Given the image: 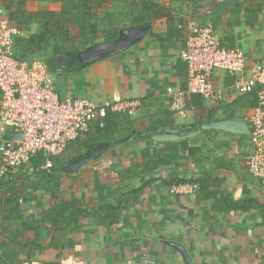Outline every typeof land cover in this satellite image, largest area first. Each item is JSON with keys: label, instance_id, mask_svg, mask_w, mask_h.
I'll return each mask as SVG.
<instances>
[{"label": "crops", "instance_id": "1", "mask_svg": "<svg viewBox=\"0 0 264 264\" xmlns=\"http://www.w3.org/2000/svg\"><path fill=\"white\" fill-rule=\"evenodd\" d=\"M158 2L169 6L171 21H123L124 8L113 5L118 17L110 34L85 53L51 58L46 48L29 60L47 64L62 100L101 106L116 95L138 106L108 114L117 140L92 146L94 127L53 157L45 177L28 164L11 174L12 185L1 182L0 264H186L182 252L190 264H264V183L248 173L249 139L208 127L241 119L250 131L256 93L235 94L233 78L216 69L211 82L222 99L189 97L185 118L170 110L167 93L187 87L179 28L187 22L211 24L247 66L264 64V0ZM60 10L53 0H0V15L9 21ZM38 30L33 23L17 37ZM99 55L105 56L95 61ZM13 136L0 123L1 139ZM190 181L194 196L170 192ZM73 202L85 215L57 222Z\"/></svg>", "mask_w": 264, "mask_h": 264}, {"label": "built area", "instance_id": "2", "mask_svg": "<svg viewBox=\"0 0 264 264\" xmlns=\"http://www.w3.org/2000/svg\"><path fill=\"white\" fill-rule=\"evenodd\" d=\"M179 28L184 31L180 59L187 68V87L185 91L167 90L170 110L185 118V101L193 95L220 101L222 91L211 82L216 69L233 78L235 94L255 92L257 104L248 118L251 150L246 162L250 176L264 183V64L247 66L244 54L224 47L211 24L187 22ZM16 34L0 15V123L14 134L11 139L0 138V177L27 166L38 153L45 155L40 169L49 170L51 158L62 154L69 143L94 127L104 129L109 113L130 114L138 106V101L116 95L101 106L86 99H60L46 63L15 59ZM196 190V184H186L173 186L170 192L194 196Z\"/></svg>", "mask_w": 264, "mask_h": 264}, {"label": "trees", "instance_id": "3", "mask_svg": "<svg viewBox=\"0 0 264 264\" xmlns=\"http://www.w3.org/2000/svg\"><path fill=\"white\" fill-rule=\"evenodd\" d=\"M61 3L59 12H37L28 13L25 16L21 13L17 16V21H9L17 33L24 30L26 26L36 23L39 30L31 33L28 38H18L16 34L13 37V56L19 61H29L32 56L40 53L46 48L51 50V58L64 54L77 55L85 53L87 47L110 34V27L114 20L118 17L110 12L113 5H121L124 9L129 10V14L120 10L123 21H127L130 17L132 21L143 22L150 19L165 18L171 21L172 15L168 5L158 0H53ZM179 2H187L189 0H177ZM195 2L196 0H190ZM12 19V18H11ZM15 22V25H12ZM98 59H95V61ZM108 116V115H107ZM116 116V115H114ZM124 116V115H123ZM121 117V116H120ZM122 118V117H121ZM108 119V117H106ZM105 119V125H106ZM116 131L107 127L104 129L92 131V146L103 145L105 142H112L119 137H113ZM45 162L43 153L36 154L29 164L33 168H38V172L46 176V171L40 169ZM53 169L54 158H51ZM12 175L0 177V190L4 187L1 185L3 180H7L6 185H12L10 180ZM11 177V178H9ZM194 184L195 181H190ZM85 215V209L76 202L72 203L71 212H62L56 218V221L64 224Z\"/></svg>", "mask_w": 264, "mask_h": 264}, {"label": "water", "instance_id": "4", "mask_svg": "<svg viewBox=\"0 0 264 264\" xmlns=\"http://www.w3.org/2000/svg\"><path fill=\"white\" fill-rule=\"evenodd\" d=\"M125 46L126 45H124V48H125ZM122 47H123V45H122ZM118 50H120V49H118ZM103 56H105V55H99L95 59L102 58ZM208 127L212 128V129H219V130L227 131L230 133H240V134L244 135L247 139L250 138V131L247 127V124L244 123L241 119H238L236 121V123H229V122L220 121L217 123H213V124L209 125ZM182 255L185 259L186 264H190V261L188 260V258L185 256V254L183 252H182Z\"/></svg>", "mask_w": 264, "mask_h": 264}, {"label": "rangeland", "instance_id": "5", "mask_svg": "<svg viewBox=\"0 0 264 264\" xmlns=\"http://www.w3.org/2000/svg\"><path fill=\"white\" fill-rule=\"evenodd\" d=\"M100 46H98V47H93L91 50V52L92 53H96L100 48H99Z\"/></svg>", "mask_w": 264, "mask_h": 264}]
</instances>
